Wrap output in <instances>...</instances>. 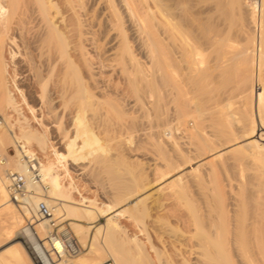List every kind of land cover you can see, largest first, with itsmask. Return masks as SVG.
Masks as SVG:
<instances>
[{
  "label": "rangeland",
  "instance_id": "rangeland-1",
  "mask_svg": "<svg viewBox=\"0 0 264 264\" xmlns=\"http://www.w3.org/2000/svg\"><path fill=\"white\" fill-rule=\"evenodd\" d=\"M177 1L180 3L181 23L184 27L180 40L183 48L185 47V57L178 60L180 64L175 72L180 96H169L161 80L162 72L159 70L168 48L160 46L156 59H152L151 55L140 47L139 39L135 37L131 26H128L133 52L144 66L143 74H139L137 69H130L128 76L140 79L145 75L152 79L155 74L157 78H153L151 85L142 86V91L137 97L131 95L128 90L125 76H120L114 68L108 69L105 77L107 80L111 79L114 89H118L119 93L116 90L112 96V99L118 102L115 104V100H112V108L103 105L95 111L89 110L84 116L106 152L99 151L97 155L101 158L92 160L93 163L92 158L87 160L88 162H81L80 165L70 163V174L75 187L84 197L100 206L111 204L116 206V210L126 209L125 216L118 218L120 227L126 233H119L115 238L117 243L114 240L111 243L116 252L114 249L112 251L117 253L120 259L130 264H213L212 261L208 262V258H212L213 243L219 239L224 240L225 233L232 230L231 238L228 235L231 264H247L249 259L244 260L240 253L238 254L232 233L238 227L239 219L235 222L236 215L239 217L251 212L256 206L255 201L262 197L264 199V165L246 154L245 156L242 151L246 153L247 150L243 147H239L241 152L238 148L232 150L233 142L230 141L242 134L239 133L236 137L231 136L230 132L244 129L243 123L239 124V127L236 120L245 118L247 110L242 109L244 107L241 103L249 87L243 83L250 86L254 82L252 70L255 66L245 60L242 49L245 41L253 36V32L258 33V28L252 23L250 9L233 0ZM251 4L250 1L249 5ZM71 16V13H66L67 18L71 19ZM31 26L35 27L33 24L29 27ZM19 35L15 32L17 51H21L22 56L20 57L19 53L15 59L12 58L11 53L17 48L8 43L3 50V58L7 65L8 87L21 106L22 114L9 109L6 115L13 122H23L26 118L33 125L34 132L39 133L43 132V129L33 119L14 86L16 79L18 86L27 91V97L30 96L29 104L36 109L41 108L42 104L36 97V88L23 76L29 62L36 64V45L29 37L30 49H26ZM183 41L186 42L185 46ZM186 51L189 53L187 56ZM193 65L197 69L189 73V68ZM262 77L264 78V73ZM241 84L244 87H241ZM244 89L246 92L243 93ZM62 103L60 100L49 103V106H44V112L38 113V118L50 128L63 122L61 131L50 129L47 133L50 143L61 151L65 148L64 135L69 133L73 136L75 133L74 121L78 109L74 101L69 103L66 110ZM126 104H131V108ZM123 105L128 108V115L117 111ZM47 108L54 112H49ZM234 111L240 115L234 113L232 116ZM229 113L235 120L231 121L234 129L227 120ZM235 116L238 118L235 119ZM4 123L5 116L0 113V124ZM178 127H181L182 131H177ZM190 132L198 135V138L190 140ZM16 133L20 135L21 131L18 129ZM240 139L237 143L242 146L245 139ZM200 145L202 150L204 149L200 151L204 154L202 158L198 154ZM31 150L42 163L55 160L52 148L43 151L34 144ZM7 151L9 155L16 156L13 147L8 146ZM222 151L226 154L217 157L216 154ZM185 158L192 161L188 164L190 167L187 166L183 171L176 170L175 167L183 165ZM213 166H217L218 170L214 175L211 172ZM191 167H198L199 170L194 172ZM70 182L69 178L63 181L67 186ZM183 187L187 192L183 191ZM73 197L80 200L78 192H75ZM135 201L138 204L133 206ZM71 222L58 225L56 230L61 232L63 227L68 229ZM87 223V220H83L84 225ZM105 223L106 219H100L96 226ZM69 231L71 232V229ZM95 231L91 230V234ZM253 237L250 239L255 242L252 243L253 249H250L253 251L250 252V255L253 254L250 264L261 261L256 252L260 250L261 238L259 237L256 243L257 238ZM135 238L137 244L133 241ZM13 245L12 241L0 237V255L7 253ZM255 245H258V248ZM87 252L83 251L82 255ZM35 262L37 260H31V264Z\"/></svg>",
  "mask_w": 264,
  "mask_h": 264
},
{
  "label": "bare ground",
  "instance_id": "bare-ground-1",
  "mask_svg": "<svg viewBox=\"0 0 264 264\" xmlns=\"http://www.w3.org/2000/svg\"><path fill=\"white\" fill-rule=\"evenodd\" d=\"M233 2L241 3V6L245 5L250 9L251 20L258 28V33L254 31L253 36L245 41L242 49L245 60L255 66V69L252 67L254 82H251L250 86L248 83H243L244 86L247 84L246 87H249L241 103L244 107L242 109L247 111L244 114L245 118L238 119L236 122L238 125L243 123L244 129L230 132L231 136L236 137L239 133V135L242 134L230 141L233 142L231 149L236 150L243 147L247 150H245L246 153L242 151L244 155L264 165V78L262 77L264 73V0L251 5H249V0H233ZM89 3H91L90 6ZM179 5L177 0H0V113L5 116V123L0 124V237L14 243L13 248L4 255H0V264H31V260H37L38 264H103L107 261L106 258L113 260L116 264H130L120 259L114 247H111V243L114 241L117 243L115 238L119 233H126L118 223V218L127 213L126 209L116 210V206L111 204L100 206L95 201L84 197L75 187L69 167L71 164L80 165L81 162H86L90 158L93 163L92 160L97 161L101 158L97 155L99 151L106 152L105 148L100 146V140L92 133L84 116L89 110L95 111L103 105L111 106L112 100L114 102L115 99H112V96L115 95L116 90L118 92V89L112 87L111 79H106L108 69L113 70L114 68L120 76H125L128 90L131 95L134 94L137 97L142 91V86L151 85L150 82L156 77L153 74L154 79L152 80L145 75H142L140 79H132L128 76L130 69H137L139 74L144 73L143 63L133 52L128 26H131L135 37L139 39L140 47L149 56L151 55L152 59H156L159 53L157 49L160 46L168 48L162 68L159 70L162 72L161 80L169 96L177 98L180 96L175 72L180 64L178 60L185 57V47L183 48L182 40H180L184 27L181 23ZM66 13H71L72 18H67ZM31 24L35 27H29ZM15 32L20 34V40L25 48L30 49L29 37L36 45L34 49L37 55L34 60L37 65L29 62L27 70L22 73L24 78L31 82V86L36 88V97L42 104L41 108L36 109L29 104L30 96L27 97V91L25 92L18 86L16 79H14V86L43 132H34L33 125L26 118L23 122H13L6 115L9 109L22 114L21 106L16 102L15 95L8 87L7 65L3 58L6 44L10 43L11 46L18 47ZM184 43L186 42L183 41L185 46ZM17 50L18 48L15 51ZM15 51L11 53L12 58L15 59L19 53L20 57L22 56L21 51ZM195 65L189 68V73L197 69ZM243 85L241 84V87ZM245 89L243 93L246 92ZM58 100L63 102L65 110L71 101L76 102L78 108L74 121L75 133L73 136L69 133L64 135L65 148L63 151L53 146L47 136L50 129L61 131L63 122L52 125L50 128L38 118V113L44 112L45 105L53 104ZM116 102L118 101L115 100L114 103ZM127 106L131 108L132 105ZM123 107L126 106H121V109L117 111L128 115V108ZM51 112L54 111L51 110ZM232 116L230 114L227 118L230 123L232 120L235 121ZM236 118L238 117L235 116ZM18 129L21 131L20 135L16 133ZM180 129L181 127H178L177 131H182ZM197 136L190 132L189 138L191 140L198 138ZM240 138L245 139V144L242 146L237 143V140H242ZM34 144H37L43 151L52 148L55 160H49L47 163L40 161L42 183L33 185L28 180L26 198L16 203L10 195L8 175L9 172H17L28 178V158L36 157V153L31 150ZM8 146L14 148L16 156L9 155ZM203 150L202 147L199 149L198 154L201 158L204 155L201 153ZM224 154L226 153L222 151L216 155L222 157ZM191 162L185 158L183 165L176 166L175 169L184 170L187 166L190 167L188 164ZM198 167H191L192 171H198ZM216 167H211L213 175L218 171ZM66 178L71 180L69 186L63 183ZM182 189L187 192L184 187ZM75 192H78L80 200L73 197ZM262 198L255 201L256 206L251 212L246 211L247 213L239 217L236 215L235 222L239 219L238 227L232 233L237 245L235 248L239 250L238 254L240 253L244 260L248 258L250 263L253 255H250V252H253L251 250L254 242L250 239L254 236L253 239L257 238V241L255 240L257 243L259 237L261 238L259 240L260 250L256 251L259 259L261 258L260 262L255 260L258 264H264V199ZM41 201L46 202L53 210L52 219L43 218L40 215L38 206ZM137 204L136 201L133 202V206ZM100 219H106V223L96 226ZM83 220L88 221L87 225L83 224ZM67 221H72L68 224L69 228H61V232L68 246L72 247L77 243L81 247V253L72 256L74 259L57 254L56 249L59 252L64 249L61 240L54 241V245L49 242L54 228ZM94 229L95 233L91 234V230ZM230 232L225 233L224 240L219 241V239L213 243L212 258H208V262L231 264L230 258L232 257L228 245V235L231 238ZM91 235L92 239L89 240ZM133 241L136 244L138 242L136 238ZM255 247L258 248V245ZM113 249L115 252L112 251ZM83 251L88 252L82 255Z\"/></svg>",
  "mask_w": 264,
  "mask_h": 264
},
{
  "label": "built area",
  "instance_id": "built-area-1",
  "mask_svg": "<svg viewBox=\"0 0 264 264\" xmlns=\"http://www.w3.org/2000/svg\"><path fill=\"white\" fill-rule=\"evenodd\" d=\"M252 3H258L259 0H250ZM29 164H28V178L25 175H22L17 172H9V190H10V195L12 199L16 203H20L23 201L26 196H27V187L26 184L28 180H30L33 185L41 184L42 183V176H41V171H40V161L41 159L36 156L33 158H28ZM47 188V187H45ZM38 211L40 215L43 218L47 219H52L54 214L53 210L51 207L44 201H41L38 206ZM54 225V222L52 223ZM56 227L54 228V232L51 233V237L49 238V242L54 245V241L56 240H61V242L64 245V249H62L60 252L56 249L57 254L59 256H77L81 253V247L75 243L74 246H68L66 239L63 236V233L60 232L59 230H56ZM103 264H116L113 260H107Z\"/></svg>",
  "mask_w": 264,
  "mask_h": 264
},
{
  "label": "water",
  "instance_id": "water-1",
  "mask_svg": "<svg viewBox=\"0 0 264 264\" xmlns=\"http://www.w3.org/2000/svg\"><path fill=\"white\" fill-rule=\"evenodd\" d=\"M35 264H38L37 262H35Z\"/></svg>",
  "mask_w": 264,
  "mask_h": 264
}]
</instances>
